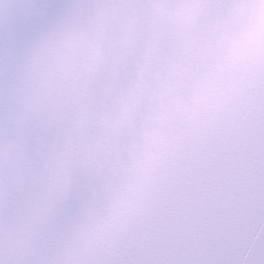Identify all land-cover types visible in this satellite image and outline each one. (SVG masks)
<instances>
[{
	"label": "snow or ice",
	"instance_id": "6c2138e0",
	"mask_svg": "<svg viewBox=\"0 0 264 264\" xmlns=\"http://www.w3.org/2000/svg\"><path fill=\"white\" fill-rule=\"evenodd\" d=\"M0 264H264V0H0Z\"/></svg>",
	"mask_w": 264,
	"mask_h": 264
}]
</instances>
